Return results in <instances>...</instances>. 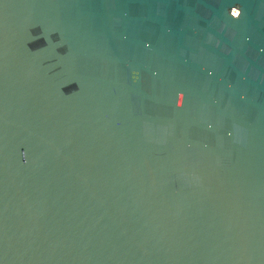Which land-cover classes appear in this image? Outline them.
Here are the masks:
<instances>
[{"label":"water","instance_id":"95a60500","mask_svg":"<svg viewBox=\"0 0 264 264\" xmlns=\"http://www.w3.org/2000/svg\"><path fill=\"white\" fill-rule=\"evenodd\" d=\"M0 264H264V0H0Z\"/></svg>","mask_w":264,"mask_h":264},{"label":"clouds","instance_id":"9594fccd","mask_svg":"<svg viewBox=\"0 0 264 264\" xmlns=\"http://www.w3.org/2000/svg\"><path fill=\"white\" fill-rule=\"evenodd\" d=\"M234 8H237V9H239V7L237 6V7H234ZM233 9V8H232ZM242 16V11L239 9V11H237V12H235V13H233L232 11H231V17H234L235 19H240V17Z\"/></svg>","mask_w":264,"mask_h":264},{"label":"bare ground","instance_id":"6f19581e","mask_svg":"<svg viewBox=\"0 0 264 264\" xmlns=\"http://www.w3.org/2000/svg\"><path fill=\"white\" fill-rule=\"evenodd\" d=\"M237 12V10H234V13Z\"/></svg>","mask_w":264,"mask_h":264}]
</instances>
